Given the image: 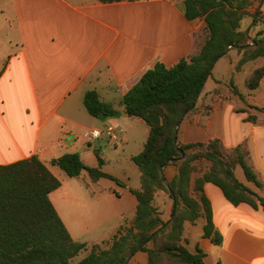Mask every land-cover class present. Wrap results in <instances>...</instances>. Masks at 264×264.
Here are the masks:
<instances>
[{
    "label": "crops",
    "instance_id": "crops-1",
    "mask_svg": "<svg viewBox=\"0 0 264 264\" xmlns=\"http://www.w3.org/2000/svg\"><path fill=\"white\" fill-rule=\"evenodd\" d=\"M246 1L247 14L239 31L245 33L247 47H229L213 65L193 110L178 124L176 142L183 146L218 139L226 151L240 146L264 185V74L255 89L247 84L256 69L264 68V54L240 64L244 53L256 50L254 40L264 47V0ZM208 35L204 19L185 17L184 0H0V165L36 156L48 168L52 159L77 153L86 166L94 168L99 166L97 154L102 161L100 170L122 184L107 178L92 181L88 176L100 196H115L117 203L109 214L108 232L86 242L72 237L73 224L51 201L61 185L49 194L71 238L86 244L76 263L92 246L108 247L119 227L129 226L136 213L137 200L131 191L141 189V173L131 158L142 151L149 128L141 119L123 116L121 98L155 64L172 67L196 55ZM91 90L117 110L119 117L100 120L90 116L83 96ZM249 116L257 122L249 121ZM112 122L120 127L121 144L110 145L106 136L88 142V130ZM99 140L109 148L121 147L126 162L121 171L105 172L112 158L97 149L87 157L89 145ZM131 142L138 146L131 149ZM204 167L192 175V186ZM177 173L173 163L164 167L165 183ZM237 179L264 196V188ZM203 190L222 240L214 244L204 237L205 219L200 217L183 225L187 249L202 250L205 264H264L263 210L245 203L232 205L211 183ZM152 204L164 222L170 220L173 200L164 190L154 193ZM147 261V254L138 252L128 264Z\"/></svg>",
    "mask_w": 264,
    "mask_h": 264
},
{
    "label": "trees",
    "instance_id": "trees-1",
    "mask_svg": "<svg viewBox=\"0 0 264 264\" xmlns=\"http://www.w3.org/2000/svg\"><path fill=\"white\" fill-rule=\"evenodd\" d=\"M247 4L246 0H184L188 20L204 19L209 32L204 45L196 55L172 67L155 64L121 98L126 115L141 119L149 134L142 151L131 158L141 173V189L131 191L137 200L135 216L129 226L119 227L108 247L94 245L79 262L72 263L86 250V244L71 238L49 199L60 181L36 156L0 165V264H128L138 252L147 254V264H205L202 250L187 249L182 231L185 222L193 224L203 217L204 237L221 243L204 194L206 183L218 187L232 205L245 203L264 212V196H258L234 175L233 170L240 167L247 182L264 188L242 147L226 151L218 139L183 146L176 142L178 124L193 110L213 65L229 47H247V37L239 31ZM254 42L256 50L244 53L240 64L264 54L262 42ZM263 74L264 68L256 69L248 78V88L255 89ZM83 105L90 116L100 120L120 115L110 104L101 102L93 90L84 94ZM248 120L257 122L254 116ZM96 157L99 166L94 168L86 166L77 153L64 154L50 164L70 178L86 172L92 181L107 178L117 182L100 170L102 161ZM200 161L208 162L209 167L192 186V175ZM171 163L178 173L165 183L162 172ZM158 189L173 200L167 222L152 204Z\"/></svg>",
    "mask_w": 264,
    "mask_h": 264
},
{
    "label": "rangeland",
    "instance_id": "rangeland-1",
    "mask_svg": "<svg viewBox=\"0 0 264 264\" xmlns=\"http://www.w3.org/2000/svg\"><path fill=\"white\" fill-rule=\"evenodd\" d=\"M260 27L263 26L262 23L259 24ZM115 123V122H112ZM106 124H104L100 129H103ZM125 129V128H123ZM102 136L105 137L103 134ZM138 141V136H135ZM138 146V143L134 144L131 142L130 147L134 149ZM87 150V157L94 156V149H97L103 153L106 157L112 158V163L105 165L104 171L107 173H117L121 171V169L126 165L125 155L121 149L113 147H108L102 142V140L96 141L91 145H85ZM2 153L0 154L1 158ZM10 156V154H9ZM87 159V158H86ZM204 165L206 166V170L209 167V163L206 161H200L197 163V171L200 172L203 170ZM48 168L52 171V173L56 176V178L61 183V189L56 191L54 195L51 197V201L59 210L61 216L65 220H70L74 228L72 230V237L75 240H79L82 242L90 241L92 239H97L99 236L106 234L108 232L107 223L110 220V212H114L116 209L115 204L117 201L114 197L110 198L107 195H99L98 187L89 181L88 175L86 172H82V174L78 177L70 178L63 171H61L56 166H52L50 163L47 164ZM196 171V172H197ZM234 175L245 182V178L243 177V172L236 168L233 170ZM236 177V178H237ZM117 180V179H116ZM116 182V181H115ZM119 185H122L119 180L117 182ZM90 186V187H89ZM69 197V199L64 200V197ZM115 200V201H114ZM242 223L248 227H252L246 221H242ZM84 255L83 253L78 254L72 260V263H76V261Z\"/></svg>",
    "mask_w": 264,
    "mask_h": 264
},
{
    "label": "built area",
    "instance_id": "built-area-1",
    "mask_svg": "<svg viewBox=\"0 0 264 264\" xmlns=\"http://www.w3.org/2000/svg\"><path fill=\"white\" fill-rule=\"evenodd\" d=\"M105 135L107 141L112 146H117L122 143V132L119 125L116 123H107L103 129L94 128L86 132L85 136L88 142H93Z\"/></svg>",
    "mask_w": 264,
    "mask_h": 264
},
{
    "label": "water",
    "instance_id": "water-1",
    "mask_svg": "<svg viewBox=\"0 0 264 264\" xmlns=\"http://www.w3.org/2000/svg\"><path fill=\"white\" fill-rule=\"evenodd\" d=\"M123 116H126V113H123Z\"/></svg>",
    "mask_w": 264,
    "mask_h": 264
}]
</instances>
